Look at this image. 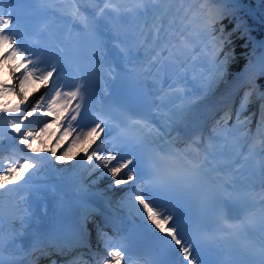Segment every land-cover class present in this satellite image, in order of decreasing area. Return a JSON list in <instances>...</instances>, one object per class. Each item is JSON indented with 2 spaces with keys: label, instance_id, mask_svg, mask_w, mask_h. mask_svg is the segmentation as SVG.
<instances>
[{
  "label": "snow or ice",
  "instance_id": "1",
  "mask_svg": "<svg viewBox=\"0 0 264 264\" xmlns=\"http://www.w3.org/2000/svg\"><path fill=\"white\" fill-rule=\"evenodd\" d=\"M228 3L0 0V49L5 45L9 49L0 62L10 61L13 71L23 68L17 79L25 95L29 83L50 84L49 92L30 111L20 103L9 106L0 101V125L11 129L7 139L13 152L0 157V264H38L39 257L29 259L34 252L66 256L77 248L87 252H76L66 264H225L219 257L226 251L236 257L227 264H264V155L239 187L243 165L233 167L239 157L248 161L257 149L264 153V103L255 133L250 128L252 116L241 119L254 95L264 101L256 84V78L264 76V52L255 55V48H264V43L255 46L254 59L241 74L249 88L235 123L229 126V109L209 132L201 128L189 136L193 106L223 80L232 59L225 51L232 43L231 34L220 24L231 14ZM21 7L27 16L20 14ZM137 20L135 32L124 30ZM53 43L60 53L55 58L48 54ZM68 47L71 54L65 56ZM85 65L89 74L82 70ZM204 65L208 85L197 94L188 87L189 77L196 81L197 68L203 74ZM91 76L103 80L105 93L112 98L106 110L89 106ZM70 78L75 82L68 84ZM13 91L14 86L0 81V98ZM167 105L172 110L163 112L165 120L159 124L154 113ZM33 113L54 116L52 123L63 116L67 127L61 139L75 133L72 144L89 139L88 148L107 129L105 140L91 152L83 149L78 163L91 166L90 176L97 170L100 178L110 176L109 187L128 186L123 204L154 243L134 251L122 228H114L112 235L98 229L101 253L92 249L82 223L53 219L43 225L34 205L46 200L45 186L38 179L50 157L40 155L41 149L34 147L39 134L24 123ZM50 127L45 123L40 133ZM234 131L239 135L230 138ZM249 137L253 143L245 154ZM4 138L0 132V140ZM105 143L109 148L102 152ZM25 149L34 155L15 157L16 151ZM48 151L59 162L68 156L67 149L59 155L55 148ZM55 205L60 211L68 207L63 195Z\"/></svg>",
  "mask_w": 264,
  "mask_h": 264
},
{
  "label": "rangeland",
  "instance_id": "2",
  "mask_svg": "<svg viewBox=\"0 0 264 264\" xmlns=\"http://www.w3.org/2000/svg\"><path fill=\"white\" fill-rule=\"evenodd\" d=\"M140 21H133L127 26L134 27V31L137 30V27L139 25ZM222 58V57H221ZM205 68V71L203 74L200 73L199 67L197 68V76L198 79L196 81H191V78L189 77V85L188 87L192 89L194 92H197L200 90L201 86L207 87L208 80L205 79V77L209 76L208 71V65L203 66ZM23 72V71H22ZM20 72L17 76L15 75H8L4 72V70H0V79H9L13 83L12 86H14V91L8 93L4 98V101L8 103L9 106H13L17 103H20L21 107L25 109L26 111H30L31 107L35 105V103L40 99L43 93V87L42 86H36L32 83H29L26 85L27 94L21 92L19 80L17 77L20 76L22 73ZM241 79V76L237 80H233L225 76L223 80H221L219 83H216L213 85L212 91L209 92L207 95L203 96L192 108V110L196 109L199 111H205L210 106H217L215 104H221L223 99L227 95H229L233 89L236 90V88L243 87L242 84L238 82V80ZM243 90V89H242ZM241 90V91H242ZM188 99H191V96L188 97ZM262 102L260 100L255 101V99L252 98V102L248 104L247 110L244 111L241 114V119L244 117H247L249 115L252 116V124L250 125L252 133H255L256 130V123L258 120H256V116H260V104ZM233 104V103H232ZM240 104L235 103L230 108L232 112V118L229 120V126L231 127L232 124L235 123V115L236 112L239 110ZM46 111V109L44 110ZM55 118L42 115L41 113H33L32 116L28 118V120L24 121L25 125L28 126V130H31L33 132L38 133L37 137L34 140V147H37L41 149L40 155L42 156H48L50 157V161L45 166L44 172L41 173L38 182L45 186V190L49 187V185H59L61 182L69 181L70 179L79 177L82 178V183L85 188L89 189H95L98 188L101 190V192L114 194L116 191L120 189H124V193L114 198L115 201H119L121 199H124L127 195L128 188L126 185H122L119 187H109L110 184H112V178L108 175H105L103 178L99 177L100 170H97L94 172L91 176L88 174L91 170V166L87 164V162L84 165H81L78 163V161L81 159V157L84 155L83 149L88 148L89 143L91 142L89 139H85L82 141L77 142L76 144H71L73 138H71L70 135L64 137L61 139V135L64 131L60 133H55V131H51V128L44 133H40V129L44 127L45 123H52V121ZM0 132H3L5 138L4 141V154L7 156L13 155L12 152V142L7 139L8 132H11L10 128H7L6 123L3 125H0ZM12 135H16V133H12ZM249 139V138H248ZM247 139V141H248ZM59 140V144L57 145V141ZM15 144L18 145L19 148H24L23 145H19V141H15ZM95 144H92L91 148H88V151L91 152L95 148ZM51 148L56 149V154L59 155L62 151L65 149L68 150V156L63 162L56 161L55 157L51 155V153L48 151ZM259 153V149H257ZM264 154V153H262ZM16 158H22L23 156H32L33 153L27 151L25 149L24 152L16 151L14 153ZM51 168V170H49ZM96 180L95 184H92L91 181ZM35 209L36 206L34 205ZM18 226V225H17ZM101 253L104 252V249H98Z\"/></svg>",
  "mask_w": 264,
  "mask_h": 264
},
{
  "label": "trees",
  "instance_id": "3",
  "mask_svg": "<svg viewBox=\"0 0 264 264\" xmlns=\"http://www.w3.org/2000/svg\"><path fill=\"white\" fill-rule=\"evenodd\" d=\"M227 8L231 10V14L220 21L226 33L231 34L232 41L225 49L232 54L225 73L228 78L237 79L244 73L249 60L254 59L255 46L264 43V0H229ZM261 52H264V48H255V55L258 56ZM256 84L259 86L258 90L264 92V76H258ZM247 86L249 87L248 84ZM4 99L2 97L0 101ZM254 99L260 100L256 96ZM3 142L0 140V157H5Z\"/></svg>",
  "mask_w": 264,
  "mask_h": 264
},
{
  "label": "bare ground",
  "instance_id": "4",
  "mask_svg": "<svg viewBox=\"0 0 264 264\" xmlns=\"http://www.w3.org/2000/svg\"><path fill=\"white\" fill-rule=\"evenodd\" d=\"M53 30H55V25L53 26ZM124 30L128 31L129 33L135 32L134 31V27L127 26V25L124 26ZM8 50H9L8 46L5 45L4 48L0 49V56L4 55L5 52L8 51ZM12 67L13 66H12V63L10 61H2V62H0V70L1 69L4 70V72L6 74H8V75L17 76L20 72L23 71V68H21L20 71H18V72L17 71H13ZM29 67H31V65H29ZM32 84L36 85V86H42L43 87L44 90H43L42 95H44L46 92H49L50 84L45 85V84H43L41 82H38V81L37 82H32ZM232 105L228 106V107H225L218 114V117L220 118V117L224 116L225 112L228 111L232 107ZM164 108L168 109L167 112H170L172 110L171 105H167ZM199 116H200V113L198 111H193L191 117L189 118L190 119V125L193 124L191 121L197 120L199 118ZM258 119H259V117L256 116V120H258ZM164 120H165V117H164ZM55 126L56 127L54 128V130L57 131V129L59 128V122L58 121L56 122ZM64 128H66V127H64ZM180 131H184V129L181 128ZM175 134H176V132L173 131L172 135H175ZM238 135H239V133L235 132V131L233 133L229 134L230 138L233 137V136H238ZM70 136H71V138H74L75 134L72 133V135H70ZM251 143H253V139L251 137H249V139H248V141L245 144V147L243 149L245 154L247 153L248 145H250ZM96 148H97V146H95L94 150ZM256 154H258V156L250 158L247 163H244V160H241V157H239L238 158L239 164L233 165V167L236 168V167H240V165H243L244 170H249V171L253 172V170L256 167V161L260 158L261 155H264L262 153H259L258 151L256 152ZM78 179L80 180V184L78 186H73V182H74L75 179H70L69 181L61 182V184H59V185H54V186L49 185V187L45 190L46 200L44 202L37 201L36 204H35V206H36V215H37L38 218L41 219L43 224H44V222L50 220L51 217H52L51 216V214H52L51 210L48 209V207H49L48 205H49L52 197H59L62 194L71 193V192L83 194V193H89V192L95 191V190L96 191H100L98 189L85 188L83 186V183H81V181L83 179L82 178H78ZM126 187L128 188V186H126ZM53 189L55 190V194H53ZM85 189H86V191H84ZM123 193H124V189H120V190L116 191L113 195H111V198L114 199V198H116L117 196H119V195H121ZM45 203H46V208H45ZM96 244L100 245L99 247H101V248H97V249H103V246L101 245V243H98V241H97Z\"/></svg>",
  "mask_w": 264,
  "mask_h": 264
}]
</instances>
